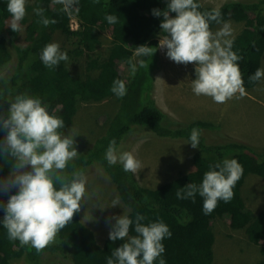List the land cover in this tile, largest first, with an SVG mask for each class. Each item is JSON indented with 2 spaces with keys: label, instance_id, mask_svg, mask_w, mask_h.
Returning <instances> with one entry per match:
<instances>
[{
  "label": "trees",
  "instance_id": "obj_1",
  "mask_svg": "<svg viewBox=\"0 0 264 264\" xmlns=\"http://www.w3.org/2000/svg\"><path fill=\"white\" fill-rule=\"evenodd\" d=\"M197 2L201 11L213 9L199 0ZM167 3L168 0H79V11L68 15L61 10L62 5H53L52 0H35L33 5L26 6L28 15L20 22L22 31L14 32L9 26L8 0H0V70L10 63L12 66L10 74L0 77V115L6 117L15 96L27 92L41 98L50 113L60 116L65 123L62 131L68 132L75 126L80 102L111 103L113 109L100 114L99 129L92 133L94 136L91 135L86 146L78 143L82 138L75 137L80 156L69 163L66 174L70 176L73 166L82 169L85 175L92 171L103 174L113 182L121 204L129 208L127 215L131 219L140 213L146 217L142 221L145 224L162 220L172 233L170 238L163 240L165 252L162 258L166 264H214L213 224L216 219L228 218L231 229L242 231L248 242L264 243V211L248 208L243 197L245 192H242L248 177L264 179V150L259 152L246 143L232 140L210 143L202 131L218 130L219 126L214 122L194 120L178 127V122L157 106L152 95L154 75L161 68L157 36L164 34L160 28L163 17L154 16L152 10H164ZM38 7L44 9L47 18L57 22L47 27L39 23L40 17L34 12ZM217 8L221 9L223 22L233 21L241 25L234 36L232 50L243 57L238 64L245 90L252 89L260 80L252 82L249 76L261 68L264 54V0H230ZM109 14L117 16L116 24L107 22L105 17ZM170 16L174 17L175 13ZM70 18L76 19L77 30L70 29ZM215 25L212 22L210 27ZM100 33L109 36V47L103 54H95L101 45ZM54 34L64 36L66 40L75 39L67 54L69 60L73 57L82 59L81 75L68 67L69 61L61 62L54 69L42 63L41 50L52 43ZM20 37L25 43L23 46L16 43ZM140 45L157 50L152 57H136L135 47ZM140 59L146 66L138 67L133 77L129 74L128 61L135 63ZM115 79L126 83L127 94L123 98H117L110 90ZM193 128L201 130L197 148L189 143ZM5 135L6 130L0 126V141ZM144 138L158 139L159 144L162 140L188 143L192 152L187 169L183 168L158 186L152 184L155 186L151 188L142 187L136 176L125 172L120 163L112 166L107 163L105 153L111 140L116 141L121 151H132L135 141ZM224 159H236L244 170L230 202L219 201L216 209L205 215L203 198L198 193L194 202L192 199H177L176 192L180 188L187 183L199 185L209 166ZM11 163L10 159L0 157V178L9 175ZM7 200L0 198V221ZM80 221L77 212L71 223L58 233L57 240L40 253L31 246H21L19 241H10L7 230L0 223V264H14L16 261L43 264V255L47 253L68 256L72 264H107V258L125 241L113 242L107 235L100 244L103 239L97 242L95 233ZM132 235H136L134 225L129 230V236ZM261 251L264 252V248ZM154 264H158V260Z\"/></svg>",
  "mask_w": 264,
  "mask_h": 264
},
{
  "label": "clouds",
  "instance_id": "obj_2",
  "mask_svg": "<svg viewBox=\"0 0 264 264\" xmlns=\"http://www.w3.org/2000/svg\"><path fill=\"white\" fill-rule=\"evenodd\" d=\"M27 3L28 0H8L9 26L14 32L22 31L20 22L27 14ZM53 3L62 5L61 10L68 15L79 11V0H53ZM200 9L197 0H168L164 10L153 9L154 16L163 17L160 28L164 35L160 37L158 47L167 49L166 56L177 64H195L196 78L191 81V88L196 96L210 97L218 104L234 97L239 99L245 95L238 64L243 57L232 50L233 29L229 22H223L220 8ZM34 12L40 17L38 22L45 27L57 22L47 18L43 8H35ZM105 18L112 25L118 22L115 15L109 14ZM212 22L222 24V27L213 32ZM156 50L140 45L135 47L134 54L152 57ZM40 59L45 67L54 69L61 62H68L69 56L61 50L59 43L52 42L43 47ZM128 64L129 74L133 77L138 67L146 66L143 59L135 63L129 60ZM262 78L264 68H257L249 76L252 82ZM110 90L117 98H123L127 94L125 81L113 80ZM0 126L6 130L0 141V157L12 162L9 176L0 181V193L6 194L13 188L18 190L3 205L4 216L0 223L7 230L10 241H19L21 246H31L40 253L55 242L58 233L81 210V202L89 198L85 172L74 166L70 176L65 172L69 163L80 156L75 146L78 134L75 129L62 131L64 120L54 112L50 113L41 98L27 92L16 95L10 102L6 117L0 115ZM200 135V129L191 130L189 143L193 148L198 147ZM134 153L135 149L121 151L113 139L108 144L105 159L110 166L120 163L125 172L135 175L144 167ZM243 171L236 159H224L209 166L199 185L187 183L176 192V197L194 202L198 193L203 198L202 211L209 215L219 201L228 203L234 198L233 189ZM119 205V197L111 202V207ZM111 219L115 223L108 233L109 239L125 242L115 248L107 258V264H154L157 260L158 264H166L162 258L165 252L163 240L170 238L172 233L162 220L145 224L142 221L146 217L140 213L134 220L124 213ZM133 225L136 235L129 236Z\"/></svg>",
  "mask_w": 264,
  "mask_h": 264
},
{
  "label": "rangeland",
  "instance_id": "obj_3",
  "mask_svg": "<svg viewBox=\"0 0 264 264\" xmlns=\"http://www.w3.org/2000/svg\"><path fill=\"white\" fill-rule=\"evenodd\" d=\"M34 1L28 0L27 6L33 5ZM199 1L204 5L217 8L230 0ZM52 4L59 5L54 4L53 0ZM228 22L233 29V36H235L241 25L233 21ZM220 27H222V24H217L211 30L215 32ZM162 36H157L158 42ZM100 39L101 45L97 48L95 54L98 52L103 54L109 47V36L106 33H100ZM74 41V38L66 40L64 36L59 34H54L52 37V42L59 43L61 50L66 52L73 48ZM16 43L20 46L25 44L22 37ZM166 51L167 49H160L161 68L154 75L152 95L157 106L178 122V127L194 120L214 122L219 126L218 130L202 131L203 136L206 135L210 143H222L223 141L232 140L246 143L258 149L259 152L263 151L264 78L254 88L245 90L243 97L239 99L234 97L226 103L218 104L210 97L196 96L192 92L191 81L196 78L195 64H177L165 56ZM81 62V58L73 57L69 60L68 67L74 70L75 74L81 75L79 71ZM260 66L264 68V54ZM11 68V63L4 66L0 70V77L10 74ZM246 94L248 97H246ZM112 109L113 105L109 102L79 103V110L73 127L78 134V138L83 139L78 142L79 144L82 143V146L88 144L89 138L93 135L92 133L97 132L99 129L102 121L100 114L110 112ZM136 129L133 130L134 133L137 132ZM135 142L134 154L144 167L135 176L139 184L143 185L142 187L153 188L155 185L152 186V184L156 183L158 186L159 183L172 179L176 173L188 167V158L192 152V147L188 146V143L162 140L159 144L158 139L151 138H144ZM174 165L179 168L174 167ZM28 170L30 171V168ZM8 176L0 178V181ZM86 176L88 180L86 188L89 198L86 199V202H81L80 222L95 233L97 242L100 243V240L103 239L100 243L102 244L115 223V220L111 218L121 216L123 213L127 214L129 208L125 205L124 207L121 202L119 206L111 207V202L118 196L113 182L107 176L95 171ZM243 187L242 192H245L243 197L246 199L248 208L264 211V179L248 177ZM16 193L17 189L13 188L6 194L0 193V198H8ZM229 224L228 218L216 219L213 224L215 235L213 263L264 264V252L261 251V248H264V243L252 244L248 242L242 231L231 229ZM43 259V264H72L68 256L59 254L47 253L43 255ZM14 264H20V261H16Z\"/></svg>",
  "mask_w": 264,
  "mask_h": 264
},
{
  "label": "built area",
  "instance_id": "obj_4",
  "mask_svg": "<svg viewBox=\"0 0 264 264\" xmlns=\"http://www.w3.org/2000/svg\"><path fill=\"white\" fill-rule=\"evenodd\" d=\"M69 27H70V29H71L72 31L78 29V23H77V21H76L75 18H70V20H69ZM159 51H160V49H159Z\"/></svg>",
  "mask_w": 264,
  "mask_h": 264
},
{
  "label": "bare ground",
  "instance_id": "obj_5",
  "mask_svg": "<svg viewBox=\"0 0 264 264\" xmlns=\"http://www.w3.org/2000/svg\"><path fill=\"white\" fill-rule=\"evenodd\" d=\"M259 1V0H258ZM234 5V4H233ZM235 6V5H234ZM231 13H232V11H231ZM31 15V14H30ZM231 15V14H230ZM229 17V16H228ZM233 17V16H232ZM247 19V18H246ZM95 20V19H94ZM260 28V27H259ZM258 29V28H257ZM33 30V29H32ZM80 31V30H79ZM78 31V32H79ZM264 31V30H263ZM28 32V31H27ZM257 36V35H256ZM13 37V36H12ZM48 37V36H47ZM256 38V37H255ZM46 39V38H45ZM257 39V38H256ZM46 40H48V39H46ZM154 40V39H153ZM251 43V42H250ZM166 56V55H165ZM133 147V146H132ZM141 192V191H140ZM102 220V219H101ZM102 223V222H101ZM263 251V250H262Z\"/></svg>",
  "mask_w": 264,
  "mask_h": 264
},
{
  "label": "crops",
  "instance_id": "obj_6",
  "mask_svg": "<svg viewBox=\"0 0 264 264\" xmlns=\"http://www.w3.org/2000/svg\"><path fill=\"white\" fill-rule=\"evenodd\" d=\"M249 90H250V89H249ZM246 91H247V90H246ZM250 96H252V95L250 94ZM246 97H248L247 94H246ZM261 245H263V244H261Z\"/></svg>",
  "mask_w": 264,
  "mask_h": 264
}]
</instances>
